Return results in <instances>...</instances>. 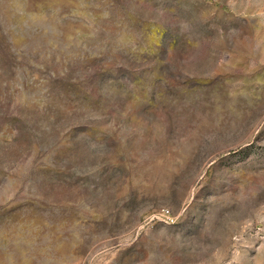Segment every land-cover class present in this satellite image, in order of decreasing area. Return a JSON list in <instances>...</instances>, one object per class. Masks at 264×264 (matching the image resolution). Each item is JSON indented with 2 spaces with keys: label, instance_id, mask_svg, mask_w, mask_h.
<instances>
[{
  "label": "rangeland",
  "instance_id": "1",
  "mask_svg": "<svg viewBox=\"0 0 264 264\" xmlns=\"http://www.w3.org/2000/svg\"><path fill=\"white\" fill-rule=\"evenodd\" d=\"M0 264H264V0H0Z\"/></svg>",
  "mask_w": 264,
  "mask_h": 264
}]
</instances>
